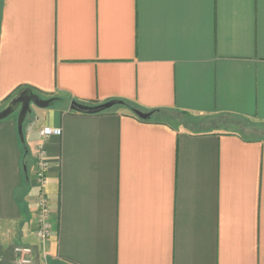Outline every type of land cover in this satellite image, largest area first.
Listing matches in <instances>:
<instances>
[{
	"label": "crops",
	"instance_id": "crops-1",
	"mask_svg": "<svg viewBox=\"0 0 264 264\" xmlns=\"http://www.w3.org/2000/svg\"><path fill=\"white\" fill-rule=\"evenodd\" d=\"M24 89L51 103L24 144L0 121V264H264V0H0V110Z\"/></svg>",
	"mask_w": 264,
	"mask_h": 264
},
{
	"label": "built area",
	"instance_id": "built-area-1",
	"mask_svg": "<svg viewBox=\"0 0 264 264\" xmlns=\"http://www.w3.org/2000/svg\"><path fill=\"white\" fill-rule=\"evenodd\" d=\"M60 135L58 128L45 127L39 132L41 140H45L49 137ZM48 170V164L45 160V152L41 144L36 148V164H35V180L40 191H43L46 185V173ZM36 205V231L35 236L40 243H45L50 237V225H49V208L47 199L43 193H39L35 200ZM14 252L17 256L18 264H30L32 249L27 246H16Z\"/></svg>",
	"mask_w": 264,
	"mask_h": 264
},
{
	"label": "water",
	"instance_id": "water-1",
	"mask_svg": "<svg viewBox=\"0 0 264 264\" xmlns=\"http://www.w3.org/2000/svg\"><path fill=\"white\" fill-rule=\"evenodd\" d=\"M50 103L51 102L49 100L39 99L28 90H20L0 110V121L6 120L18 111L16 118L17 134L21 144H24L22 126L26 116L31 113V106L39 109H45L50 105ZM119 104L120 103L117 101H111L91 107L73 102L70 104L69 109L79 114L94 115L106 112ZM133 114L141 120H147L151 116V113H142L138 110H134Z\"/></svg>",
	"mask_w": 264,
	"mask_h": 264
},
{
	"label": "rangeland",
	"instance_id": "rangeland-1",
	"mask_svg": "<svg viewBox=\"0 0 264 264\" xmlns=\"http://www.w3.org/2000/svg\"><path fill=\"white\" fill-rule=\"evenodd\" d=\"M18 111L15 112L12 116L17 118ZM169 123L177 128L185 127L190 131H201L204 130L206 125H196V122L190 116L179 117L178 114L174 115V117L169 119Z\"/></svg>",
	"mask_w": 264,
	"mask_h": 264
},
{
	"label": "trees",
	"instance_id": "trees-1",
	"mask_svg": "<svg viewBox=\"0 0 264 264\" xmlns=\"http://www.w3.org/2000/svg\"><path fill=\"white\" fill-rule=\"evenodd\" d=\"M124 107H126V108H128V110L129 111H131V112H133L134 110H136L137 108H135L134 106H130V105H128V104H124L123 105ZM174 113V114H173ZM172 114V116H169V118H168V116L167 115H164V116H162L163 118H164V120L165 121H167L168 119H172L173 117H174V115H176V114H178V116L179 117H186V116H188V114H186L185 112H173ZM168 118V119H167ZM149 120H153V118L152 119H149Z\"/></svg>",
	"mask_w": 264,
	"mask_h": 264
}]
</instances>
